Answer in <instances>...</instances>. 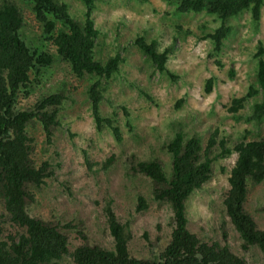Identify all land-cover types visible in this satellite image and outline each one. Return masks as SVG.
<instances>
[{"label": "rangeland", "instance_id": "374dc122", "mask_svg": "<svg viewBox=\"0 0 264 264\" xmlns=\"http://www.w3.org/2000/svg\"><path fill=\"white\" fill-rule=\"evenodd\" d=\"M3 1L21 9V31L28 43L55 56L50 41L41 38L40 26L28 4L22 0L0 3ZM59 1L66 3L73 19L83 20L85 6L81 0ZM92 18L97 30L95 58L105 61L116 54L120 58L117 71L99 80V112L113 120L121 140H116L106 125L96 127L85 93L91 83L89 76L77 80L67 63L55 60L47 73L39 76L38 84L33 81L31 88L18 95L20 108L33 104L43 91L54 90L61 82L67 95L50 141L39 123L28 126L33 157L37 163L47 162L51 174L38 187L29 186L26 210L42 220L79 223L90 242L111 248L112 238L105 230L103 217V208L110 201L119 221L126 223L130 231V250L151 259L170 232L171 209L152 199L147 177L127 175V165L158 158L169 171V155L163 144L177 131L186 138L197 135L203 147L213 133L217 141L223 139L230 147L241 139L264 137V119L258 123L249 120L260 95L246 99L236 113L228 111L231 99L245 95L255 83L256 52L259 45L264 48V4L257 20L251 18L249 9L221 20L203 11L178 13L165 0H94ZM221 24L228 26L229 32L215 50L206 34ZM136 36L155 40L159 51L170 48L165 62L167 72L156 70L142 54L133 43ZM261 55L264 57V53ZM207 79H211L208 93L204 91ZM219 150L217 143L212 154ZM111 156L112 163L105 166ZM235 156L232 153L211 162L209 179L185 202L188 227L203 240L227 245L247 264H264V253L257 246L241 249L238 233L223 210L227 177ZM138 195L146 201L141 211L136 209ZM244 209L257 227L264 229V179L248 185ZM5 215L0 203V221H6ZM67 233L75 243V233ZM60 264L73 263L63 257Z\"/></svg>", "mask_w": 264, "mask_h": 264}, {"label": "trees", "instance_id": "16d2710c", "mask_svg": "<svg viewBox=\"0 0 264 264\" xmlns=\"http://www.w3.org/2000/svg\"><path fill=\"white\" fill-rule=\"evenodd\" d=\"M22 1L28 4L40 26L41 38L50 41L55 56L32 42L31 46L23 37V15L16 4L9 1L0 3V203L6 213V221H0V264H60L63 257L73 264H247L227 245H221L217 240H203L192 232L185 211L188 197L209 179L211 162L232 153L236 156L227 177L223 210L238 233L241 249L245 251L250 246H257L264 253V229L257 227L252 216L244 209L248 185L261 183L264 179L263 136L241 139L230 147L225 146L223 139L217 141L213 133L203 147L197 135L186 138L177 131L163 144V149L169 155V171L165 170L158 158L127 165L126 174L147 177L151 181L152 199L168 204L171 209L170 232L151 259L140 257L130 250V231L126 223L119 221L110 201L103 208V217L105 230L112 238L111 248L90 242L79 223L60 219L42 220L27 213V189L32 185L38 187L51 174L47 171V162L37 163L33 157L34 143L28 126L39 123L47 141H50L58 111L67 95L64 93L65 83L61 82L56 89L43 91L33 104L20 108V91L31 88L33 81L38 84L39 76L45 75L55 60L64 61L77 80L89 76L91 83L85 93L91 103L96 127L101 129L106 125L120 141L119 128L110 117H103L99 112V80L109 78L117 71L120 58L117 54L105 61L95 58L97 30L92 18L94 0H81L85 6L82 21L73 19L62 1ZM165 1L174 5L178 13L203 11L221 20L245 9H249L251 18L257 20L264 4V0ZM228 32L229 27L221 24L213 32L207 33L206 38H210L214 49L218 50ZM133 43L156 70L167 72L165 62L169 47L159 51L155 40L147 41L142 36H136ZM261 53H264V48L259 45L255 83L248 87L245 95L232 98L228 107V111L234 114L243 108L246 99L260 95L249 117L250 121L256 123L264 119V57ZM210 89L211 79H207L204 91L208 93ZM217 143L221 150L212 154ZM113 159L111 156L104 165L111 164ZM137 203L136 209L140 211L146 207L142 195L137 196ZM68 230L75 233V243L70 241Z\"/></svg>", "mask_w": 264, "mask_h": 264}]
</instances>
